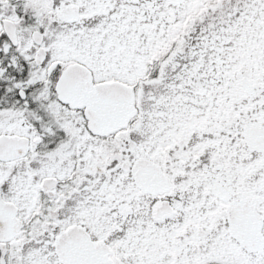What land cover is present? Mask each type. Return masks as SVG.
Masks as SVG:
<instances>
[{"label": "snow or ice", "instance_id": "1", "mask_svg": "<svg viewBox=\"0 0 264 264\" xmlns=\"http://www.w3.org/2000/svg\"><path fill=\"white\" fill-rule=\"evenodd\" d=\"M0 264H264V0H0Z\"/></svg>", "mask_w": 264, "mask_h": 264}]
</instances>
